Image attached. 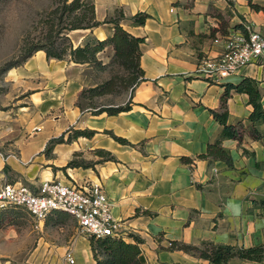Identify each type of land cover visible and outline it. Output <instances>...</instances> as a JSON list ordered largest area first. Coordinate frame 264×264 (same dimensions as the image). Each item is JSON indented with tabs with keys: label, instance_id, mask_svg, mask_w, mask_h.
Segmentation results:
<instances>
[{
	"label": "crops",
	"instance_id": "1",
	"mask_svg": "<svg viewBox=\"0 0 264 264\" xmlns=\"http://www.w3.org/2000/svg\"><path fill=\"white\" fill-rule=\"evenodd\" d=\"M93 3L96 19L120 12V24L144 38L139 58L143 74L127 98L131 106L109 114L79 105L83 71L89 66L71 60L65 64L62 59L47 58L43 49L36 50L23 69H14L30 97L18 106L17 117L0 125V164L6 178L32 183L55 177L103 184L113 215L122 220V238L134 241L129 233L142 238L141 264L207 261L183 249L168 248V240L196 245L211 240L243 247L264 243V141L252 135L253 127L264 131V121L248 120L252 105L247 93L232 90L226 100V122L243 123L240 140L220 139L233 165L197 156L219 137L221 124L209 109H221L223 83L255 78L264 106V64L249 63L216 81L191 74L201 56L220 54L227 37L244 34L239 26L247 22L264 28V0ZM138 12L147 14L142 23L133 21ZM73 30L84 31L77 43L89 31ZM92 32L104 38L111 34L112 25L103 23ZM22 111L27 114L24 119ZM72 129L90 133L67 140ZM108 130L127 142L115 140ZM62 133L63 141L49 143ZM49 144L51 148L46 149ZM14 150L15 155L3 158ZM38 229L34 250L43 264H95L90 239L66 212L48 214ZM19 240L21 244L15 243ZM27 243V233L0 227V264H30L29 256L14 262L15 253H22ZM67 249L73 263L65 258ZM230 262L264 264V256L261 260L233 256Z\"/></svg>",
	"mask_w": 264,
	"mask_h": 264
},
{
	"label": "trees",
	"instance_id": "2",
	"mask_svg": "<svg viewBox=\"0 0 264 264\" xmlns=\"http://www.w3.org/2000/svg\"><path fill=\"white\" fill-rule=\"evenodd\" d=\"M147 16L144 12H138L134 15V22L142 23ZM47 29L43 35L31 40L24 49L21 60H25L33 52L43 49L47 58L67 59L76 63H96L102 64L97 57V52L103 50L107 45L112 46L114 59L123 67L132 69L130 76L126 79V84L131 85L142 77L143 70L139 66V58L141 54L140 43L143 37L135 36L128 32L121 24L120 19L122 13L117 12L115 15L98 20L95 18L93 0H60L59 4L51 7L45 14ZM70 18V19H69ZM65 19H69L66 22ZM102 23H111L112 32L104 38H97L92 34L94 27ZM56 25V26H55ZM245 33V28L239 26ZM89 29L84 35L82 41L74 45L70 41L67 31L70 29ZM42 50V51H43ZM13 64L6 63L4 69L9 68ZM113 77L106 79L103 83L88 88L91 94H100L112 90ZM224 90L220 98V110L209 109L213 117L221 124L219 137L208 142L206 151L197 154L200 157L220 158L227 165H233L232 157L225 147L221 145L222 137H232L237 140L241 139L243 123L238 120L235 123H227V106L226 100L231 91L245 92L248 94V101L252 105V110L248 115V120L252 123L264 121V106L261 103V92L258 81L250 76L242 77L238 82L223 83ZM133 88V87H132ZM82 89L79 96L84 94ZM130 100L124 104H110L107 106H99L92 110L94 113L106 111L109 114L117 113L121 110L130 108ZM110 135L117 141L126 143L127 140L119 135L109 131ZM90 131L87 129H72L68 134L67 140L78 135H87ZM64 133L57 137L51 138L49 143L63 141ZM252 135L255 138H262L264 141V131L260 132L257 128H252ZM47 145L46 149L50 148ZM264 208V198L261 200ZM134 241H127L122 237L105 236L102 238H94L88 236L91 241V248L95 259V264H140L144 261V256L139 246L142 238L134 233H129ZM168 248H180L187 252L197 254V256L207 259L208 264H227L233 256L246 259L261 260L264 256V243L243 247L229 243L213 242L211 240H203L200 245L177 242L169 240ZM198 251V252H196Z\"/></svg>",
	"mask_w": 264,
	"mask_h": 264
},
{
	"label": "rangeland",
	"instance_id": "3",
	"mask_svg": "<svg viewBox=\"0 0 264 264\" xmlns=\"http://www.w3.org/2000/svg\"><path fill=\"white\" fill-rule=\"evenodd\" d=\"M59 2L60 0H0V125H8L15 116L17 117L18 106L24 103L23 100H28L30 97V90H24L23 84L20 83L21 74H16L14 69H23L28 58L21 60L24 49L31 40H36L37 37L44 34L48 24L45 14ZM69 19H65L66 22ZM85 32L88 33V30ZM83 33L82 30L70 29L67 31L70 41L76 43ZM92 34L95 36L93 32ZM113 52L112 47L107 45L103 50L97 52V57L102 64L85 63L89 67L83 71V89L85 92L77 101L79 105H85L89 107V110H94L99 106L124 104L126 102L140 79L138 78L137 82H133L131 85L126 84V79L130 76L132 69H127L118 63L114 59ZM38 54L40 53L38 52ZM62 60L64 63L67 59ZM6 63L13 65L4 69ZM68 63L66 61L65 64ZM11 69L12 71H10ZM10 76L14 79H10ZM110 77H113L111 91L100 94H91L88 91L89 87L101 84ZM27 104L31 105V103ZM27 109L28 107L23 110ZM20 115L23 116L21 119H24V115L27 114L22 111ZM8 153L15 155L17 151ZM7 226L14 228L17 232H25L28 236L27 248L24 246L22 253L20 250H18L20 253H15L14 262H21V259L25 260L29 256L30 264H43L42 258L36 257V250H34L37 246L39 229L34 226L33 219L26 210L16 206L0 208V227L5 228ZM15 243L21 244V241ZM24 245H26L25 242ZM191 262L192 264H207L206 260L199 258L191 259Z\"/></svg>",
	"mask_w": 264,
	"mask_h": 264
},
{
	"label": "built area",
	"instance_id": "4",
	"mask_svg": "<svg viewBox=\"0 0 264 264\" xmlns=\"http://www.w3.org/2000/svg\"><path fill=\"white\" fill-rule=\"evenodd\" d=\"M244 28V34L227 37L220 54L201 56L191 74L216 81L249 63L264 64V28L256 29L247 22ZM9 155L14 154L8 153L3 158ZM7 206L26 210L36 228L48 214L60 210L72 216L80 233L87 237H123L122 220L113 215L110 198L99 182L62 181L55 177L32 183L12 181L6 178L0 164V208ZM65 258L74 262L70 249L66 250Z\"/></svg>",
	"mask_w": 264,
	"mask_h": 264
}]
</instances>
